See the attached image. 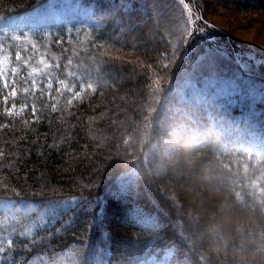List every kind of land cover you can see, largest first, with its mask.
Here are the masks:
<instances>
[{
  "label": "trees",
  "instance_id": "trees-1",
  "mask_svg": "<svg viewBox=\"0 0 264 264\" xmlns=\"http://www.w3.org/2000/svg\"><path fill=\"white\" fill-rule=\"evenodd\" d=\"M47 1L0 0V20L35 10ZM81 1L94 10L96 25L85 29L87 34L69 36L55 29L37 42L50 39L39 46L51 64L49 73L86 91L72 100L66 92L57 100L32 88L26 90L23 68L15 82V96L0 86V200L13 201L16 206L33 205L31 212H23L21 207L15 214L18 220L11 227L14 236L4 262L21 261L34 251L48 261L67 255L71 264H148L160 259H166L167 264L201 263L206 255L198 251L201 245L194 242L185 219L181 215L172 218L177 213L170 194L180 212H190L193 207L190 191L184 187L186 179L181 176L175 181L173 173L178 169L183 173L192 157H198L197 167L219 165L229 181L224 201L232 208L252 210L264 217L260 194L264 162L246 168L245 164L251 167L248 150L228 140L230 132L240 131L237 136L245 141L251 132L264 131V71L241 65L242 60L232 53L234 68L242 78L226 69L219 81L235 78L238 86L225 91L224 84H219L218 95H204L201 102L188 101L183 94L190 93L194 84L197 92L203 91L200 85H205L207 75L202 72L183 83L180 60L172 63L176 55L173 45L150 35L152 24L142 18L148 13L147 5L139 0ZM235 6L264 9V0H236ZM116 15L129 21L119 24ZM119 25L124 28L122 34ZM199 46L205 55L208 46ZM110 49L133 50L148 64L135 69L110 55ZM10 50L14 52V45ZM191 56L190 63L199 55ZM259 83L263 86L260 96L256 95ZM15 102L28 106L12 117L3 105ZM163 103L169 104L168 108ZM202 103L208 108L199 109ZM213 110L220 111L216 124L222 128L215 126L205 134L201 119L195 116ZM160 122L171 129L160 128ZM173 132H179L180 137L177 146L168 149L174 142ZM195 136L208 139L199 143ZM152 146L158 156L149 154ZM74 155L81 160L65 171L68 165L64 162L70 164ZM242 156L246 158L243 161ZM156 162L162 163L157 176L150 169ZM164 184H173L174 192H160ZM73 198L77 202L57 210L53 221L23 237L20 227L30 217ZM262 234L260 243L264 244V231ZM98 250L103 257L94 261ZM189 250L198 261L187 256ZM206 254L209 257L210 253Z\"/></svg>",
  "mask_w": 264,
  "mask_h": 264
},
{
  "label": "rangeland",
  "instance_id": "rangeland-1",
  "mask_svg": "<svg viewBox=\"0 0 264 264\" xmlns=\"http://www.w3.org/2000/svg\"><path fill=\"white\" fill-rule=\"evenodd\" d=\"M139 1L145 6L147 5L148 13L146 16L142 15V18L152 24L150 35L156 36L157 39L164 38L173 45L176 55L174 59L172 58V63H177L180 60L178 62V66H181L179 70L185 75L183 83H188L191 77L194 76L195 78L199 73L203 72L202 76L207 75L203 79L206 81L205 85L204 83L200 85V89L203 91L197 92L194 84L191 86L190 93L183 94L182 98L188 101L201 102L204 95H218L219 84H224L225 91H228L227 88L237 87L238 83L235 78H225L219 81L226 69H231L230 74H236L238 79L242 78V75L234 68L236 66H234L232 53H234L236 60H242L241 65L244 63L249 69L252 68L258 72L264 71V9H257L256 7L241 9L235 6L236 0ZM241 1L246 2V0ZM93 12V7L81 0H48L35 10L0 20V86L4 85L6 93L15 96L17 90L15 82L19 80L18 72L23 68L22 79L26 83V90L32 88L34 91L44 93L49 97L52 96L57 100L64 97L66 92L69 93L71 100L82 95L86 89L82 87L77 89L69 81L57 79L52 76L54 74L49 73L51 64L47 63L48 58L42 55L40 47L50 42V39L46 43L37 41L40 38H48L55 29H61L69 36H77L83 32L87 34L89 30L85 29L94 23ZM124 17L120 18L116 15L115 19L119 24L128 22L126 16ZM123 29V26L120 29L119 25L121 34ZM202 44L208 46L205 55H201L202 50L199 45ZM13 45L14 52H11L10 49ZM110 50V55L135 69H140L144 64H148L147 60L133 50ZM192 54L199 56H196L190 63ZM204 68H207L206 71ZM193 83H198V81ZM262 90L263 86L259 83L256 95L260 96L259 92ZM23 103L15 102L13 105L5 103L7 108L3 105V110L12 117L19 116L26 111L28 106L27 104L22 105ZM163 106L168 108L169 104L163 103ZM199 106L201 110L208 108L206 103ZM182 107L184 108V106ZM189 111L193 112L192 107ZM211 113L195 116L196 119H201L205 134L208 133V129L211 130L215 126L222 128L216 124L220 111L213 110ZM114 118L116 119L115 125H117L118 116ZM159 125L160 128L171 129L163 122H160ZM237 132H230L228 140L234 143L238 142L239 148L248 150L249 157L247 160L251 167L247 164L245 167L254 168L264 162V131L251 133L245 141L239 139L237 135L241 132ZM179 134V132L172 133L171 137L174 142L167 146L168 149L177 146L176 141L180 137ZM194 138L199 143L203 140L206 143L208 139V137L204 139L201 136ZM100 143L103 144V142ZM97 146L100 147V144ZM97 146L96 148H99ZM119 149H123V146H120ZM149 154L158 156L153 146L149 149ZM147 157L150 159L149 155ZM78 158L74 155L70 164L64 162L68 165V168L65 167L64 170H68L75 162H79L81 159ZM240 159L243 161L246 158L242 156ZM197 160H199L198 157L190 158L183 173L178 171L179 169L173 173V178H176L175 181H180L181 176H183L182 179H186L184 187L190 191L191 205L193 206L190 212H180L174 202V196L170 194L174 192V185L177 183L161 185L160 192L164 194L168 192L171 195V199H169L174 205L173 211L177 213L176 216L172 217L173 220H177L178 216L181 215L193 235L194 242L196 245H201L198 251H203V255L206 256H203L199 260L201 263L198 264H264V244L260 243L263 236L262 231H264L261 227L264 225V217L252 210L247 211L240 207L232 208L229 201H224L226 194H228L227 182L229 181L217 168L219 165L206 164L204 168H201L197 167ZM71 162L73 163L71 164ZM161 167L162 163L156 162L152 167L150 166V169L157 176ZM159 180L161 179L157 181ZM151 182L149 180V183ZM156 184L154 183V186ZM260 194L264 197V186L260 188ZM233 201L235 203L234 198ZM75 202H77L75 198L68 199L55 209H45L30 217V220L20 227L24 231L23 237L25 234L31 235L38 227H45L57 217L59 214L57 210L67 209ZM21 207H23L22 211L26 213L33 209V205L16 206L13 201L0 200V214L2 215L0 218V264H71L67 255L54 261H48L44 254L34 251L32 254L26 255V258L21 261L16 262L11 259L8 260L9 263L8 261L4 262L5 252L13 241L14 230L11 231V227L14 226L15 219L18 220L14 216L22 209ZM2 227L5 228V231L2 230ZM167 227L170 225L168 224ZM206 253H210L209 257ZM2 255L5 256L2 257ZM93 255L94 261H100L103 252L98 250ZM187 256L193 260L198 258L197 255H193L191 250L188 251ZM165 261L166 259L154 260L148 264H167Z\"/></svg>",
  "mask_w": 264,
  "mask_h": 264
}]
</instances>
